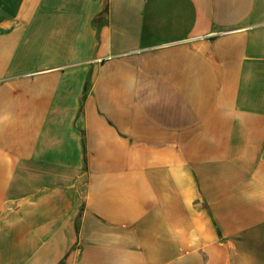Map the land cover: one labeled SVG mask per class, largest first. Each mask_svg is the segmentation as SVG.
I'll return each mask as SVG.
<instances>
[{"label":"crops","instance_id":"obj_1","mask_svg":"<svg viewBox=\"0 0 264 264\" xmlns=\"http://www.w3.org/2000/svg\"><path fill=\"white\" fill-rule=\"evenodd\" d=\"M0 264H264V0H0Z\"/></svg>","mask_w":264,"mask_h":264}]
</instances>
